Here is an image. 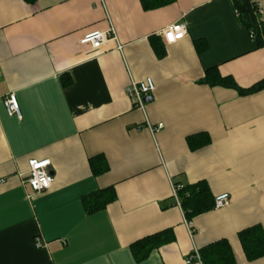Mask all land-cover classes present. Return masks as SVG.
Here are the masks:
<instances>
[{"label":"crops","instance_id":"1","mask_svg":"<svg viewBox=\"0 0 264 264\" xmlns=\"http://www.w3.org/2000/svg\"><path fill=\"white\" fill-rule=\"evenodd\" d=\"M252 1L264 23V0ZM174 22L186 34L166 44L161 30ZM110 26L116 41L79 44ZM211 67L242 88L264 78V45L232 0L151 10L140 0H0V264H202L186 258L219 239L235 264H264L238 237L252 225L264 231V89L240 95L200 82ZM146 78L155 88L141 110L124 87ZM10 91L20 119L4 108ZM196 133L209 141L191 149ZM96 155L108 164L101 174L90 167ZM30 158L51 161L44 192L25 182ZM201 183L229 202L189 219L172 186ZM110 186L115 199L87 213L83 197ZM164 230L172 240L136 261L131 243Z\"/></svg>","mask_w":264,"mask_h":264},{"label":"trees","instance_id":"2","mask_svg":"<svg viewBox=\"0 0 264 264\" xmlns=\"http://www.w3.org/2000/svg\"><path fill=\"white\" fill-rule=\"evenodd\" d=\"M33 3L35 0H24ZM174 0H140L144 10L156 9L172 3ZM234 8L241 22L254 32L259 45H264V23L258 19L256 4L252 0H232ZM158 48V47H156ZM158 56L163 52L156 49ZM70 79L63 76L62 83L66 85ZM200 82L214 86H224L235 89L240 95L250 94L264 89V78L253 83L247 88L240 87L231 76H222L216 67L205 70ZM209 136L206 133H196L187 137L188 145L191 149L208 143ZM90 167L94 174H101L108 169V164L104 157L96 155L89 159ZM180 206L184 210L187 218L205 212L213 207V199L209 193L207 185L190 184L178 191ZM115 199L113 188L106 187L92 194L83 197V204L87 213L101 210ZM168 234L165 235V233ZM238 237L246 257L250 260L264 256V231L260 225H252L238 232ZM172 240L170 230L156 232L144 236L130 245V250L136 261L145 259L150 252L158 248L163 243ZM202 264H235L236 260L230 244L225 239H219L198 249Z\"/></svg>","mask_w":264,"mask_h":264},{"label":"built area","instance_id":"3","mask_svg":"<svg viewBox=\"0 0 264 264\" xmlns=\"http://www.w3.org/2000/svg\"><path fill=\"white\" fill-rule=\"evenodd\" d=\"M260 8L256 5V13L258 14ZM237 13V12H236ZM186 34V25L184 22H174L161 30V35L166 44H171L176 42L179 39H182ZM254 32L250 31V36L253 37ZM171 37V38H170ZM109 40H117L116 33L113 26L106 31L103 30H93L84 34L79 39V44H88L93 49H99L105 42ZM116 48L118 50L122 49V45L117 43ZM154 83L151 78H146L142 81H131L124 87V92L126 96L132 101L134 107L143 110L145 104V98L151 96L154 91ZM3 105L6 110V113L9 116H15L21 118V111L17 101V97L13 91L8 92L3 97ZM149 129L152 131L156 128L161 127V124L156 125V127H151L148 124ZM139 128V127H138ZM28 170L25 174L26 184L34 191L35 193H40L46 191L52 184L54 180L53 171L51 169V161L48 158L37 159L30 158L27 161ZM181 186L178 184H173L172 186V195L176 201V204L180 206V199L178 196V191L181 190ZM229 193H219L214 196L213 207L221 208L228 204L229 202ZM186 224L190 226V221L186 220ZM35 245L37 247L45 246V243L39 237L35 239ZM198 261L201 263L200 255L198 250L194 251L187 256L186 261Z\"/></svg>","mask_w":264,"mask_h":264},{"label":"water","instance_id":"4","mask_svg":"<svg viewBox=\"0 0 264 264\" xmlns=\"http://www.w3.org/2000/svg\"><path fill=\"white\" fill-rule=\"evenodd\" d=\"M150 99H151V96H148V97L145 98V101H148Z\"/></svg>","mask_w":264,"mask_h":264},{"label":"snow or ice","instance_id":"5","mask_svg":"<svg viewBox=\"0 0 264 264\" xmlns=\"http://www.w3.org/2000/svg\"><path fill=\"white\" fill-rule=\"evenodd\" d=\"M171 38V37H170Z\"/></svg>","mask_w":264,"mask_h":264}]
</instances>
